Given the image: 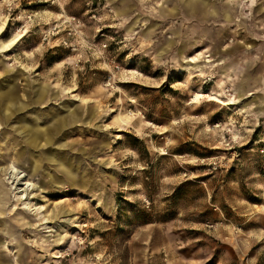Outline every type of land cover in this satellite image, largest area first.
<instances>
[{
	"label": "rangeland",
	"instance_id": "obj_1",
	"mask_svg": "<svg viewBox=\"0 0 264 264\" xmlns=\"http://www.w3.org/2000/svg\"><path fill=\"white\" fill-rule=\"evenodd\" d=\"M0 88V264H264V0H0Z\"/></svg>",
	"mask_w": 264,
	"mask_h": 264
},
{
	"label": "bare ground",
	"instance_id": "obj_2",
	"mask_svg": "<svg viewBox=\"0 0 264 264\" xmlns=\"http://www.w3.org/2000/svg\"><path fill=\"white\" fill-rule=\"evenodd\" d=\"M32 127H34V126H32ZM28 135H29V138H28L29 142L32 143L35 140L34 139L35 137L32 138V135H30V134H28ZM46 138H47V136H46ZM46 144H48V143H46ZM32 166H34V169H37V168H39L40 165L32 164ZM2 173H3L2 175H4L6 173V170L4 169V172L2 170ZM24 177H28V176L26 174H24L23 171L20 172L17 169V170L10 171L8 179L14 185V191L16 192V195L20 194V195H18V198L16 199V201L18 203H25L26 204V201L33 198V196H34V195H32V193L35 190V185L33 183H30L29 181H24L25 180ZM11 187L12 186H10V188ZM8 195H9V190L7 188V184L0 178V215H2L4 213L3 209H4V207H6V204L8 202ZM15 207H17V204L15 205ZM15 207H14L13 211L15 210L14 212H15V214L17 213V215L21 214L22 215L21 217L23 220L25 218V216L28 215L27 211L22 210V211H20L22 213H18L19 212L18 208H15ZM24 208H26V207H24ZM0 218H1V216H0ZM17 221H19V220L17 219Z\"/></svg>",
	"mask_w": 264,
	"mask_h": 264
},
{
	"label": "crops",
	"instance_id": "obj_3",
	"mask_svg": "<svg viewBox=\"0 0 264 264\" xmlns=\"http://www.w3.org/2000/svg\"><path fill=\"white\" fill-rule=\"evenodd\" d=\"M119 2H126L127 0H118ZM7 93L6 92H4V90H2L1 88H0V97H2V96H5ZM6 106V107H5ZM5 107V108H4ZM1 109H3V110H5L6 112L8 111L9 112V114H7V116H10L11 114H10V107L9 106H7L6 104L1 108ZM2 112V110H0V113ZM6 112H5V116H6ZM6 118V117H5ZM4 118V119H5ZM1 119V118H0ZM19 130H21V127H19ZM24 131V130H23ZM31 135V134H30ZM29 138V137H28ZM0 156H1V154H0Z\"/></svg>",
	"mask_w": 264,
	"mask_h": 264
},
{
	"label": "built area",
	"instance_id": "obj_4",
	"mask_svg": "<svg viewBox=\"0 0 264 264\" xmlns=\"http://www.w3.org/2000/svg\"><path fill=\"white\" fill-rule=\"evenodd\" d=\"M261 152L264 153V148L261 149Z\"/></svg>",
	"mask_w": 264,
	"mask_h": 264
}]
</instances>
